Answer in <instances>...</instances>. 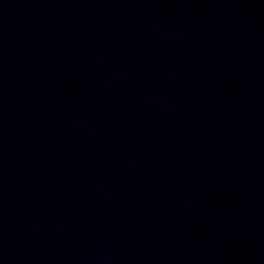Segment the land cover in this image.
<instances>
[{"label":"water","instance_id":"obj_1","mask_svg":"<svg viewBox=\"0 0 264 264\" xmlns=\"http://www.w3.org/2000/svg\"><path fill=\"white\" fill-rule=\"evenodd\" d=\"M0 264H264V190L139 146L0 70Z\"/></svg>","mask_w":264,"mask_h":264}]
</instances>
